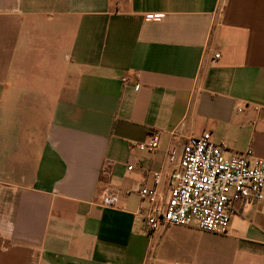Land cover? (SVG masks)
<instances>
[{
	"label": "crops",
	"instance_id": "0c3cea01",
	"mask_svg": "<svg viewBox=\"0 0 264 264\" xmlns=\"http://www.w3.org/2000/svg\"><path fill=\"white\" fill-rule=\"evenodd\" d=\"M205 131L264 159V0H0V264H264V199L148 228Z\"/></svg>",
	"mask_w": 264,
	"mask_h": 264
},
{
	"label": "built area",
	"instance_id": "2783aa9c",
	"mask_svg": "<svg viewBox=\"0 0 264 264\" xmlns=\"http://www.w3.org/2000/svg\"><path fill=\"white\" fill-rule=\"evenodd\" d=\"M148 20H160L159 14H149ZM219 55H216L218 58ZM126 82L125 79H123ZM258 111V108H254ZM160 132H152L147 141L139 144L141 150L155 152ZM227 149L211 140L209 131L189 137L183 147L179 171L173 176L174 186L166 202L157 189L142 186L139 196L150 204L144 215L150 231L168 226L195 227L200 231L224 235L236 215L238 202L252 204L264 199V159L250 161L252 151L226 154ZM172 159V158H171ZM133 166L128 167L132 170ZM155 184L160 175L153 173ZM114 196L103 199L111 206Z\"/></svg>",
	"mask_w": 264,
	"mask_h": 264
}]
</instances>
